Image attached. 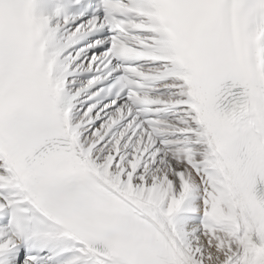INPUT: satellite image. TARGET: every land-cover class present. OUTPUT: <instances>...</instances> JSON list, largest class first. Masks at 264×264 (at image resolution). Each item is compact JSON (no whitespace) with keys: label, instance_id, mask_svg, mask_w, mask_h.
Returning a JSON list of instances; mask_svg holds the SVG:
<instances>
[{"label":"snow or ice","instance_id":"obj_1","mask_svg":"<svg viewBox=\"0 0 264 264\" xmlns=\"http://www.w3.org/2000/svg\"><path fill=\"white\" fill-rule=\"evenodd\" d=\"M0 264H264V0H0Z\"/></svg>","mask_w":264,"mask_h":264}]
</instances>
